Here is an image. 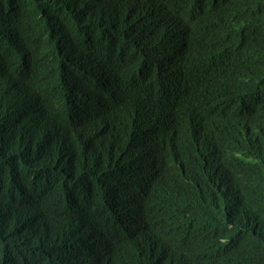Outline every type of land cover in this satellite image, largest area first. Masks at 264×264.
I'll return each mask as SVG.
<instances>
[{
	"label": "clouds",
	"instance_id": "clouds-1",
	"mask_svg": "<svg viewBox=\"0 0 264 264\" xmlns=\"http://www.w3.org/2000/svg\"><path fill=\"white\" fill-rule=\"evenodd\" d=\"M179 14L170 24V37L183 52L174 66L148 44L133 47L117 60L106 89L85 96L70 82L78 45L61 17L0 20V143L12 135L19 141L43 138L45 145L52 139V155L78 159L58 167L50 161L43 169L10 165L11 181H0V264H123L119 245L138 240L147 204V197L121 198L123 184L152 188L167 160L150 134L123 128L120 118L135 103L156 131L181 113V83L194 64L198 41L193 15ZM263 18L257 8L225 24L249 32ZM98 36L91 32L86 46L101 42ZM228 104L217 101L209 111H197L193 128L182 137L175 130L169 134L200 160L206 180L226 196L222 206L231 209L224 211L215 235L203 212H168L164 216L173 228L166 248H142L135 264H264V248L251 233L249 217L233 214L252 203L257 176L264 198V126L261 137L260 124L251 129L250 118L226 114ZM173 194L189 202L194 190L183 185ZM73 220L77 229L70 227Z\"/></svg>",
	"mask_w": 264,
	"mask_h": 264
},
{
	"label": "trees",
	"instance_id": "trees-1",
	"mask_svg": "<svg viewBox=\"0 0 264 264\" xmlns=\"http://www.w3.org/2000/svg\"><path fill=\"white\" fill-rule=\"evenodd\" d=\"M140 3L142 8L138 7ZM92 6L95 8H90ZM257 8L263 10L264 14V0H0V20L34 16L48 22L55 16L62 18L71 38L78 45V59L73 62L70 82L84 96L91 89L105 90L116 73L117 60L123 59L133 47L148 44L156 54L174 66V61L181 59L183 52L170 37L173 16L179 11L178 16L191 13L192 21L197 23L198 46L192 53L194 64L188 67L181 83L184 94L181 113L156 131L147 124L135 103L120 118L123 128L150 134L155 147L167 160L160 179L152 188L140 186L135 189L123 184L124 189L119 195L121 198H126L128 194L133 201L147 197L138 240L119 245L123 264H135V258L142 248H166L173 228L171 220L165 219L168 212L181 209L203 212L208 227L215 235L223 222L224 211L231 209L222 206L226 196L219 186L206 180L200 160L184 146L175 143L169 132L175 130L174 133L182 137L185 130L193 128L196 114L201 113L197 111H209L217 101L227 100L229 104L224 112L243 120L250 118L251 129H258L259 123L262 137L264 18L257 28L249 32L247 29L239 33L241 25L225 24L227 19H244ZM91 32L98 33L101 42L86 46ZM185 60L190 61L187 57ZM100 137L106 140L103 135ZM121 139L126 142L127 136ZM255 140L259 143V139ZM51 146L52 139L45 145L43 138L37 141L30 136L22 137V141H19L15 140L14 135L6 137L0 143V172L3 173L0 174V181H11L10 165H30L43 169L50 161L56 167L66 163L78 164V159L74 161L59 154L52 155L53 152L48 151ZM261 152L264 154V148ZM34 171L33 175L39 172L42 175L41 170ZM104 176H108V173L105 172ZM183 185L194 190L189 202L177 199L173 194ZM262 185L258 176L253 178L255 193L252 203L241 212L233 211V214L243 213L249 217L251 233L264 248ZM70 227L78 228L76 220L71 221ZM235 239L233 237L232 241ZM109 241L104 239V244L108 245ZM110 246L116 247L114 242ZM104 255H107V251H104ZM59 264L70 263L59 261Z\"/></svg>",
	"mask_w": 264,
	"mask_h": 264
}]
</instances>
